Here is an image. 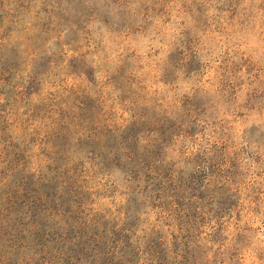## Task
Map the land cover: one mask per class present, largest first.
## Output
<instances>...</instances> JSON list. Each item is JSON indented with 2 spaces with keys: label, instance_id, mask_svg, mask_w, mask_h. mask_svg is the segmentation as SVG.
Segmentation results:
<instances>
[{
  "label": "rangeland",
  "instance_id": "374dc122",
  "mask_svg": "<svg viewBox=\"0 0 264 264\" xmlns=\"http://www.w3.org/2000/svg\"><path fill=\"white\" fill-rule=\"evenodd\" d=\"M0 264H264V0H0Z\"/></svg>",
  "mask_w": 264,
  "mask_h": 264
}]
</instances>
